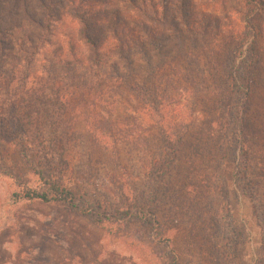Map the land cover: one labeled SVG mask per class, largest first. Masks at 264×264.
I'll list each match as a JSON object with an SVG mask.
<instances>
[{
	"label": "rangeland",
	"instance_id": "rangeland-1",
	"mask_svg": "<svg viewBox=\"0 0 264 264\" xmlns=\"http://www.w3.org/2000/svg\"><path fill=\"white\" fill-rule=\"evenodd\" d=\"M144 1L82 0L74 10L69 0H0L5 86L13 75L19 77L23 44L29 49L31 42L38 44V60L54 62L57 75L74 72L70 35L86 64L88 51L79 34L84 26L97 30L111 51L102 69L89 73L79 65V78L72 81L92 90H79L68 115L74 137L66 182L81 206L109 214L105 193L120 176L125 186L133 180L137 191L148 195L146 164L150 154L160 152V142L149 107L133 91L137 83L152 82L163 92L168 125L190 128L170 173L154 184L151 204L158 224L135 223L112 234L61 202L16 199V193L49 188L38 173L37 156H23L18 140L2 130L0 115V264H260L264 259V0L253 15L244 0H155L157 14L148 3L141 9ZM246 26H257L258 35V59L250 65L253 38L240 37ZM120 42L130 46L129 64L114 48ZM234 59L252 82L243 145L226 150L225 129L240 134L230 116L242 96L228 79ZM18 87L16 79L9 92ZM117 153L128 172L112 164Z\"/></svg>",
	"mask_w": 264,
	"mask_h": 264
},
{
	"label": "trees",
	"instance_id": "trees-1",
	"mask_svg": "<svg viewBox=\"0 0 264 264\" xmlns=\"http://www.w3.org/2000/svg\"><path fill=\"white\" fill-rule=\"evenodd\" d=\"M69 1L72 2L74 10L80 7L78 2H82V0ZM244 2L249 14L253 15L257 14L258 11L260 12L259 0H244ZM146 3L150 4V11L154 14L158 13L159 5L155 0H145L143 5L141 4V9H146ZM162 8L165 9L166 6ZM51 27L44 26V28L49 29V32ZM245 28L247 31L240 33V37L243 34L245 38H253L248 47L249 56L251 57L248 62L250 65L252 61L258 59L256 51L257 26H246ZM236 32L235 29L232 30L234 36ZM79 34H81V40L85 41L88 55L87 62L83 65L84 62L77 56L72 35H70L69 47L71 50L70 55L75 62L72 67L74 72L71 73L72 70L69 68L63 71V75H57L56 64L48 59L39 61L37 55L40 53V47L38 44L31 42V49L26 48V44H23L22 52L26 56L22 57V62L24 63L22 64V69L18 71L19 77L13 75V79L8 80L7 86H5L6 80L3 76H0V89H4L5 86L4 98L0 99L1 123H4L2 130L5 134L18 140L20 151L24 157L30 158L33 154L37 156V165L40 167L38 173L49 188V192H38L28 189L25 192L16 193L15 197L18 200L61 202L82 215L89 216L98 226L112 234H116L121 228L135 223H142L148 226L150 224L156 225L158 220L153 209L154 206L151 204V201H154V197H156L155 190H153L154 184L170 173L190 128L187 124L180 127L168 125L167 123H170L166 118L168 104H165L162 96L163 92L159 90L158 86L153 85L152 82H150L151 84H147V81L137 83L133 91L149 107L148 111L151 113H148L147 116H150L153 125L158 129L159 150L161 152V154L160 152L158 154H150L146 164L145 176L149 181L148 195H146L145 191H137L136 183L133 180L130 183L131 186H125V181L123 184L122 176H120V180L115 178L112 188H109L107 194L105 193L109 214L102 215L95 209L81 206L76 200L75 192L66 182V174L70 169L68 155L74 137V128L68 119V115L73 98L80 93L79 90L85 93L92 92V90H88V84L87 86L75 84L76 79L79 78L77 77L78 66L82 65L87 72L95 73V69H102L105 63L110 60L108 57L111 51L104 48L105 42L98 40L99 32L97 30H90L89 26H84L81 30L79 29ZM221 34H224V32H221ZM143 44L141 42V45ZM242 45L243 43H241ZM241 46L237 48L238 51ZM114 48L118 56L125 59L129 64V44L120 42L114 45ZM236 50L233 53V58H235L237 53ZM1 53L2 61L6 54L4 50H1ZM38 62L41 67L40 72L37 70ZM2 70L3 66L0 67V73ZM229 70H231V74L228 79H231L232 88H238L239 91L242 90V96L239 100L240 106L230 110V116L235 118L236 126L240 128V134H234V131L229 132L225 129L223 139L226 145H229L226 150L232 148L233 143L243 145L242 131L246 128L245 109L249 104L252 82L251 75L245 76L244 69L237 67L235 59L231 61ZM3 71L5 72V70ZM7 71L5 75L7 74L8 77L9 71ZM105 75L110 77L109 72H106ZM82 77L84 75L81 74L80 79ZM14 78L18 79L20 87L10 93L9 89L12 81L16 80ZM116 79L118 80L120 77L116 76ZM156 116H160V118L155 120ZM112 164L116 170L128 172L127 168L122 164L120 153L113 157ZM237 169H239V163L236 165V172L238 173ZM106 223H109V225L107 226ZM159 234L162 235L163 232H159ZM259 262L264 264V259L260 258Z\"/></svg>",
	"mask_w": 264,
	"mask_h": 264
}]
</instances>
